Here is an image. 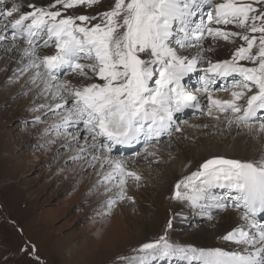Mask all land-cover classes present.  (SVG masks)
<instances>
[{"label":"snow or ice","instance_id":"obj_1","mask_svg":"<svg viewBox=\"0 0 264 264\" xmlns=\"http://www.w3.org/2000/svg\"><path fill=\"white\" fill-rule=\"evenodd\" d=\"M98 3L50 0L47 7H40L23 0H0V21L5 30H11L13 41L20 36L28 45L23 49L28 63L21 72L35 69L33 81L43 78V90L51 91L54 101H61L48 106L50 112L59 113V121L51 128L68 133L69 128L83 125L87 135L79 152L97 153L89 163L95 167L94 162H99L101 168L109 169L98 173V182L115 181L112 186L119 189L117 199L108 201L111 206L125 199L128 178L141 179L127 168L126 161L112 157L114 147L130 144L142 135L158 137L172 128L175 113L200 107L197 96L181 81L204 62L205 53L220 38L239 37L244 44L230 60L207 61L202 78L206 99L217 112L232 113L229 124L234 121L253 130L251 121L264 111V0H114L110 10L97 16L68 14L71 9ZM97 19L99 22L92 23ZM229 25L242 31H231ZM43 37H47L43 44L37 43ZM2 39L5 37L0 36ZM193 40L196 55H184L181 50L193 47ZM50 44L55 53L39 55L38 49ZM65 67L78 82H98L73 86L69 80L60 81L58 72ZM234 76L238 79L231 83L240 90L232 91L231 99L214 98L211 85L216 78ZM242 99L246 104L237 103ZM259 131L264 133V123L259 124ZM68 134L71 142L79 144L82 134ZM194 180L199 184L181 191ZM216 184L236 192L233 206L242 213L243 224L222 238L234 242L239 250L175 245L165 232L142 243L134 250L136 255L119 257L122 264H152L158 257L200 259L203 264H264V155L253 160L208 159L185 181L177 182L173 199L199 205L206 198V189ZM214 204L218 209L228 206L222 200ZM167 227H172L171 220Z\"/></svg>","mask_w":264,"mask_h":264},{"label":"rangeland","instance_id":"obj_2","mask_svg":"<svg viewBox=\"0 0 264 264\" xmlns=\"http://www.w3.org/2000/svg\"><path fill=\"white\" fill-rule=\"evenodd\" d=\"M106 2L107 9L110 8L109 2L111 7L114 6V0H101L98 4L100 10L97 11H106ZM48 4L46 1L45 7ZM68 14L87 15L83 6L69 10ZM97 22L99 19L92 23ZM228 28L234 32L242 31L233 25ZM3 30V21H0V31ZM4 33L7 36L0 40V62L3 58H9V52L14 46L8 36L11 30H5ZM44 39L47 37L37 43L43 44ZM218 41L229 45L232 51L229 58L218 61L230 60L235 49L244 44L239 37L227 41L220 38L216 43ZM193 45L195 46L194 40ZM54 48V44H50L45 49H51L55 53ZM189 48L184 50L189 51ZM206 57L203 63L198 64L196 69L181 81L186 90L190 91L192 86L195 90H203L199 75L208 66L205 67L209 60ZM244 64L251 66L247 61H244ZM8 68L10 64H6L0 71V264H122L119 257L136 255L134 250L142 243L153 241L165 232L169 242L175 245L204 250H233L232 243L225 241L222 236H216L215 243L208 247L192 240V233L209 229L212 220L222 222L229 212L240 211L233 206L235 190H219L217 184L212 185L206 189V198L200 200L199 205H193L187 200L173 199L175 185L179 181H185L208 159L224 157L242 160L239 155L229 156L227 151H222L223 155L209 156L204 149H198L200 142L207 144L208 148L212 143L220 145L223 141L228 142L226 138H232L234 135V140L240 141V144L250 141L259 144L264 141V133L241 139V128L237 127L234 134L230 135L232 129L228 126V132L221 141L214 135L213 130H210L209 135L196 132L197 124H204V129L208 124L207 112L204 110H196L191 114L184 113L183 110L175 113L171 131L151 137L152 140L142 145L135 154L130 151L123 152L124 146L116 145L120 150L112 152L113 158L142 155L146 150L145 158L152 159H147V162L150 161V168H155L149 177L140 179L137 184H128L129 181L126 183L136 191V195L129 193L130 189L126 186L125 199L117 200L109 206L108 201L117 199L119 189L112 186L115 181L111 183V191H106V185L98 182L101 178L98 173L108 168H101L98 163H95V167L80 163L87 157L90 159L92 154L79 152L84 144L83 136L87 133L82 129L79 144H73L74 142H69L70 135L66 136L64 129L57 131L51 128L53 123L59 121V113L50 112L48 106H54L61 101H54L51 93L43 90L42 83L33 85V76L28 75L31 74V68L27 73H16L17 79L13 82L9 80L11 83L7 84ZM69 73L66 67L59 71V80L63 81ZM188 77L193 79L192 83H189ZM37 79L43 82V78ZM233 79L238 77H231L220 84L227 90H235L236 87L231 83ZM241 101V104H246L245 100ZM259 115L258 119L251 121L252 124L264 123V111H260ZM212 119H216L215 115L209 118L210 121ZM81 126L83 127L81 124L69 128L68 133H76ZM177 128L179 130H176ZM190 134L193 136H189ZM181 136L183 142L180 141ZM181 150L191 154V162L166 182V172L181 163ZM77 155L81 158L71 159ZM163 161L166 172L161 167L163 164L159 165ZM153 171L156 173L153 174ZM154 179L158 180L156 185L152 183ZM192 184H199V180H194L188 189L182 188L181 191H190ZM127 197L133 199L129 200ZM217 200L227 203L225 210L215 207L214 202ZM119 205L121 207H118ZM180 213L185 214V217L177 227L176 217ZM147 218H157L158 226L156 225L154 230H148L144 238L137 240L127 235L131 227L136 223L143 225ZM170 220L172 227L168 228ZM74 245L76 247L73 252L67 253ZM180 258L158 257L152 264H203L200 259H188L190 262H187L185 258ZM183 260L185 261L182 262Z\"/></svg>","mask_w":264,"mask_h":264},{"label":"bare ground","instance_id":"obj_3","mask_svg":"<svg viewBox=\"0 0 264 264\" xmlns=\"http://www.w3.org/2000/svg\"><path fill=\"white\" fill-rule=\"evenodd\" d=\"M46 1L48 3H50V0H44V1H42V0H23V2H25V3H28V4L34 3V4H36L37 6H40V7H45V2ZM100 1L101 0H99V2ZM16 2L17 3H21V0H16ZM98 4L93 5L91 8L85 7V11H86L88 16H92V15L96 16L99 13H101L100 11H97ZM105 5H106V9H107V7H108L107 2H106ZM109 6H110V8H108L106 11L111 9V2H109ZM98 10H100V9H98ZM4 31L5 30H3V32L0 31V36H7V35H5ZM8 36L12 39L11 33ZM12 43H13L14 46L12 47L11 51L9 52V58H3L2 62H0V71L5 67L6 64H8V65L10 64V68H8L9 71L6 72L7 84H9V83L13 82L14 80H16L17 76L15 77V74L20 72L24 68V66L28 63V57H25L23 55V49L28 46L26 41L24 40V38H21L20 36H17L15 41L12 40ZM214 43H212L214 45H211V49L212 50L205 53V56H207L206 57L207 60L211 59L213 62H216V61L221 60V59L229 58L230 54L232 53V51L230 50L229 45H227V44H225V43H223L221 41H218V43H216V41H215ZM203 44H204V47L207 48L209 46L208 40H205L203 42ZM39 49H42V50H38L39 55H51V54H54L53 50H51V49L46 50L45 48L43 49V47H41ZM181 51L183 52L184 55H191V56H195L196 55V47L195 46L190 47L189 51H186L184 49L181 50ZM241 63L244 64V61H241ZM206 66H207V62L205 64V67ZM29 70H30V68L25 73H27ZM62 70L63 69H61L59 71H62ZM41 71H42V69H41ZM29 72L31 74H28V75L34 76L36 70L32 69ZM70 74L71 73L68 74L69 76L67 75L68 77L65 76L63 81L64 80H69V81H71L73 86H80V84L88 82V81H80V82H78L77 79H75L73 76H71L72 74L71 75ZM205 75L206 74L204 73V76ZM230 78L231 77H229V78H224V77L216 78L214 83L211 85V90H212L214 98H218V99H222V100L231 99V92L240 90L238 88H236L235 90H232V89L231 90H225V88L222 87V85L220 83L224 82L226 80H229ZM188 79H190L189 83H192L193 79H191L190 77H188ZM9 80H11V82H9ZM40 81H41V79H36L35 81H33V85L36 86L37 84H40V83L43 84V82H40ZM96 82H98V81L96 80ZM88 83H90V82H88ZM200 84H201V86L203 85L202 82H200ZM43 86H44V84H43ZM52 91H54V90H52ZM187 91L190 92L192 95L197 96L199 104H200V107H198V108L197 107H185L183 109L184 113L191 114V112L201 109V110H204L205 112H207V116H208V119H206V122L208 124L207 123H206L207 125L205 124L206 125L205 129H204V126H203L204 124H197L196 125V132L205 133L206 135H209L210 130H213V132H215L214 135L216 137L220 138L221 141L223 140V137L228 132L227 131V127L228 126L232 129V132L230 133V135H233L234 132L236 131V129L241 128V135L239 136L241 139L249 137V136H252V135L262 134L259 131V124L260 123L253 124L254 128L251 131L248 128H246V127L238 126L234 121H233V123L229 124L228 120L232 117V113L231 112H222L221 113V112H217L214 108H212V106L209 104L208 100L206 99V94H205L204 90H195V89H193V86H192L190 91H189V89H187ZM48 92L51 93V95H52L51 91H48ZM241 102H242L241 100L237 101V103H239V104H241ZM210 109L212 110V115L209 116V110ZM214 115H215V117L219 116V119L216 118V119H212L210 121L209 118L213 117ZM207 126H209V127L207 128ZM173 127H174V125H173ZM82 129H84V127L81 126V129L77 130L76 133H74V134L81 135L82 132H83ZM67 134L68 133H65L66 136H67ZM185 135L187 136L188 134L186 133ZM189 136H193V134H190ZM233 136H232V138L230 136L228 138H226V139L229 140L228 142L223 141L222 143H220V145H216V143H212L211 146L208 147V148H207V144L205 145L204 143L200 142L199 143L200 145H199L198 149H200V148L204 149L206 154H208L209 156L218 155V154H222L223 155L222 151H227L229 156H231V155H239L242 160L259 159L262 155H264V141H260L259 144H256L253 141H250L249 143L240 144V141H235L234 139H236V138H234ZM68 140H69V142H71V135H70ZM150 140H152V138H148V137H145V136L142 135L137 141H133L130 144H122L124 146V148L127 147L126 149H123V152L124 151H130L131 153L135 154V152H137L140 149V147H142V145L146 144ZM183 140H184L183 136H181L180 137V141L183 142ZM89 143H91V141H89ZM73 144H75V143H73ZM179 145H180V143H179ZM83 146H84V144H83ZM118 146H120V144ZM119 148L120 147H117V146L114 147V149H113L114 151L113 152H115V150H120ZM131 149H133L134 151L131 150ZM198 151L199 152H203V150H198ZM145 152H146V150H145ZM144 153L142 155L141 154L136 155V156L130 155L128 157L124 155V156H121V157L115 158V159L126 161L128 169L135 171L141 177V179L142 178L144 179V177H146V178L149 177L151 171L154 170V168H155V166L153 168H150V167H152V166H150V163H149L150 161L147 162L148 161L147 159H149V157L145 158ZM94 154H97V153H93L92 152L91 157ZM191 157L192 156H191V154L188 151L181 150V157H180L181 158V163L176 164V166H174V168L171 169V170H168L167 169L168 167H167L166 169L168 170V172H166L164 170L165 169L164 168L165 167V162L164 161L160 162L159 165L163 164L161 167L166 172V175H165V177H167L166 178V182H167V179L171 180V178L173 177L174 173L183 171L184 166L186 168V166H188V164L191 162ZM83 160L80 163H85L88 166H92L89 163V161H91V158L89 159L87 157V158H85V161H83ZM149 160H152V159H149ZM179 161H180V159H179ZM94 163H98L99 164V162H94ZM99 166H100V164H99ZM107 170H109V169H107ZM107 170H104L102 172H106ZM155 171H153L152 173L155 174L156 173ZM188 173H185V174L187 175ZM145 181H147V180L145 179ZM157 181H158L157 179L156 180L154 179V180H152V183L154 185H156L158 183ZM127 182H128V184L132 183V185L137 184V181H135L132 178H128ZM162 182L166 183L165 181H162ZM111 185L112 184L110 183V184L106 185V187L107 188H111L110 187ZM126 186H127V189H130L129 193H132L133 195H136L135 194L136 191L134 189H131L132 187H130V185H126ZM217 186H218L219 190H224V189L228 190L227 187L226 188L224 186L221 187V185H219V184H217ZM156 188L159 189L158 187H156ZM118 207H121V205H119ZM225 209L226 208H224L222 210H225ZM234 212L235 211L227 213V215L225 216L224 220L222 222H220V223L212 222L213 221L212 220L211 221L212 225H211V227L209 229L202 230V231H197L195 233H192V240H194L196 243H198V244H200L202 246H207L208 245V247L209 246L212 247V245L215 243V237L216 236L217 237L218 236H222L223 237L229 231H232L235 227L243 224V220L241 219L242 213L240 211H237L236 213H234ZM184 217H185V214H181L180 213L179 215H177V217H176L177 218L176 219L177 227L180 226L181 222H183ZM156 219L157 218H149V219L147 218V220L144 222L143 225L142 224L140 225V224L136 223L133 227L130 228V230H129L127 235L129 237L133 238V240L144 238L146 236V232L148 230H154L155 226L156 225L158 226V221ZM156 221H157V223H156ZM117 230H119V229H117ZM120 232H122V231H120ZM230 243H232L233 250H239V246L238 245H236L234 242H230ZM78 245H79V243H78ZM75 247H76L75 245L71 246L67 250L68 251L67 253L73 252ZM185 260L187 262L189 261L188 259H185ZM185 260H183L182 262H184Z\"/></svg>","mask_w":264,"mask_h":264},{"label":"water","instance_id":"obj_4","mask_svg":"<svg viewBox=\"0 0 264 264\" xmlns=\"http://www.w3.org/2000/svg\"><path fill=\"white\" fill-rule=\"evenodd\" d=\"M224 158V157H223ZM227 159V158H226Z\"/></svg>","mask_w":264,"mask_h":264}]
</instances>
